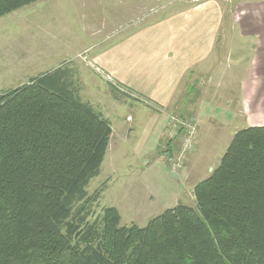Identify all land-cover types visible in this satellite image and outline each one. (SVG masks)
I'll return each instance as SVG.
<instances>
[{
  "label": "trees",
  "instance_id": "1",
  "mask_svg": "<svg viewBox=\"0 0 264 264\" xmlns=\"http://www.w3.org/2000/svg\"><path fill=\"white\" fill-rule=\"evenodd\" d=\"M39 0H0V16ZM112 133L61 67L0 93V264H264V125L144 226L89 194Z\"/></svg>",
  "mask_w": 264,
  "mask_h": 264
},
{
  "label": "rangeland",
  "instance_id": "2",
  "mask_svg": "<svg viewBox=\"0 0 264 264\" xmlns=\"http://www.w3.org/2000/svg\"><path fill=\"white\" fill-rule=\"evenodd\" d=\"M263 2L39 0L0 16V93L61 67L72 74L80 98L103 116L118 105L124 121L112 122L114 133L100 172L86 187L89 194L101 189L91 219L103 207L112 206L120 214L121 225L144 226L178 203L196 207L194 185L219 164L235 131L246 126L247 117L198 122L195 116L179 119L169 114L166 121L161 120L157 112L168 113L140 93L139 81H133L134 86L124 81L123 76L129 74L117 68L128 60L144 72L157 67L147 59L155 54L151 48L157 36L165 33L161 30L165 26L171 30L174 20L183 23L190 17L187 23L195 25L189 32L202 35L204 19H197L208 16L213 23H224L221 31L231 32L233 14L251 17L253 7ZM161 14L163 22H169L164 26L158 19ZM233 71L229 68L220 73ZM141 73L138 70L130 77ZM243 77L246 81L244 73ZM223 101L221 98V107ZM185 130L194 134L187 149L182 146ZM171 141L174 146H169Z\"/></svg>",
  "mask_w": 264,
  "mask_h": 264
},
{
  "label": "crops",
  "instance_id": "3",
  "mask_svg": "<svg viewBox=\"0 0 264 264\" xmlns=\"http://www.w3.org/2000/svg\"><path fill=\"white\" fill-rule=\"evenodd\" d=\"M251 12V17L233 14L231 32L221 31L224 23H213L208 16L197 19V22L204 19L202 35L189 32L195 25V22L187 23L190 17L183 23L174 20L171 30L167 28L169 26L161 30L165 33L157 36L158 40L151 48L155 54L147 59L149 63L155 62L157 67L144 72L128 60L117 69L129 74L123 78L131 85L133 81H139L140 93L168 113L157 112L161 120L166 121L172 114L179 119L195 116L198 122L203 118L224 122L231 117L243 120L246 115V126L264 125V2L253 7ZM158 19L163 26L169 23L163 22V14ZM229 68L234 70L233 73H220ZM138 70L142 73L130 77ZM221 98H224L222 107ZM121 112L115 105L108 115H104L111 123L110 139L114 133L112 124L117 122L118 125L121 119L124 121ZM197 130L199 133V126ZM174 145L171 141L169 146Z\"/></svg>",
  "mask_w": 264,
  "mask_h": 264
},
{
  "label": "built area",
  "instance_id": "4",
  "mask_svg": "<svg viewBox=\"0 0 264 264\" xmlns=\"http://www.w3.org/2000/svg\"><path fill=\"white\" fill-rule=\"evenodd\" d=\"M191 138H194V134L192 132L188 134L187 130H185L184 136L182 137V146L184 149H187L192 145Z\"/></svg>",
  "mask_w": 264,
  "mask_h": 264
}]
</instances>
